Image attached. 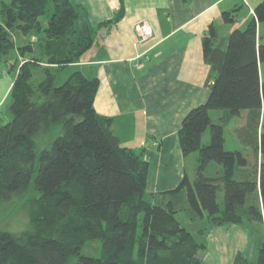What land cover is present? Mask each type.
<instances>
[{"label": "trees", "instance_id": "16d2710c", "mask_svg": "<svg viewBox=\"0 0 264 264\" xmlns=\"http://www.w3.org/2000/svg\"><path fill=\"white\" fill-rule=\"evenodd\" d=\"M223 21L232 23L233 15L223 14ZM262 22L264 0L245 28L226 39L210 26L202 41L209 95L178 131L183 157L198 153L195 178L185 174L175 188L148 194L147 161L121 146L111 118L95 111L99 80L73 67L100 24L69 0H0V61L13 49L18 56L8 92L12 119L0 126V202L27 191L32 179L39 193L29 230L0 232V264H200L211 227L244 223H259L263 240L256 261L238 252L233 264H264V43L256 26ZM13 31L26 37L23 43L15 42ZM63 71L67 76L57 81ZM235 118L241 120L240 143L256 155L253 166L242 153L223 149L224 130ZM53 124H61L62 133L37 150L35 138ZM207 129L209 143L202 145ZM213 162L222 173L206 177ZM236 165L240 179L234 178ZM93 240L100 245L90 251L99 255L82 254Z\"/></svg>", "mask_w": 264, "mask_h": 264}, {"label": "crops", "instance_id": "0c3cea01", "mask_svg": "<svg viewBox=\"0 0 264 264\" xmlns=\"http://www.w3.org/2000/svg\"><path fill=\"white\" fill-rule=\"evenodd\" d=\"M69 1L85 7L92 22L100 24L92 46L73 65L99 80L95 111L111 118L110 130L121 146L142 153L148 164V194L175 188L188 175L186 161L192 159L181 152L182 119L203 104L210 91L203 38L210 26L222 39L243 29L261 0L248 1L249 6L242 0ZM225 13L233 15L232 23L223 21ZM260 25L256 23L257 31ZM139 26L150 31L148 38L139 37ZM259 68L263 79L262 65ZM191 169L195 173V166ZM213 251L216 264H221V253Z\"/></svg>", "mask_w": 264, "mask_h": 264}, {"label": "rangeland", "instance_id": "374dc122", "mask_svg": "<svg viewBox=\"0 0 264 264\" xmlns=\"http://www.w3.org/2000/svg\"><path fill=\"white\" fill-rule=\"evenodd\" d=\"M247 4L248 1L246 0ZM44 21V20H43ZM260 29L258 31L259 39L264 43V22L260 23ZM245 27V26H244ZM243 27V28H244ZM13 38L17 44L24 42V37L18 34L16 31L12 32ZM23 39V40H22ZM21 41V42H20ZM18 56L15 50H11L9 54L3 57L0 61V126L6 124L12 119L10 113L11 99L8 95L9 87L13 81L16 68ZM263 81H264V64L262 65ZM67 72H59L57 74L60 80L67 76ZM220 112L211 114V120L213 123H217L219 119ZM244 117L241 118L243 120ZM241 120L235 118L224 130V144L223 149L225 151H238L242 153L245 159L248 160L250 166H253L257 162L254 150L251 147H246L240 143L237 137V128L239 127ZM62 133L61 124H53L51 129L47 132L39 134L35 138V143L37 150L47 149L50 147L51 143ZM209 143V130L207 129L202 135V145ZM192 159L186 161L187 173L189 177L193 180L195 178V173L191 167L196 164V156L198 153L191 155ZM38 167V160L35 162V169ZM222 173L221 167L216 163H211L204 175L206 177H216ZM242 177V170L236 165L234 178L240 179ZM39 193L35 190L33 179L31 180L27 191L13 196L7 201L0 202V232H8L13 234H19L30 229V219L29 211L32 200L36 199ZM217 204L222 210L224 206L223 191L219 190L217 192ZM210 234L205 237L206 251L201 253V263L200 264H216V254L213 251V247L216 252H220V257L222 258L221 264H233V258L236 253L240 252L242 255L246 256L251 261H256L257 250L263 240V228L259 223H254L253 225L244 223L241 226H226V227H211L209 230ZM216 241L217 245L211 246V243ZM93 245L97 247L100 245L99 240H93L87 242L82 250V254H90L94 256L99 255V250L90 251ZM68 264H75L74 260H70Z\"/></svg>", "mask_w": 264, "mask_h": 264}, {"label": "built area", "instance_id": "2783aa9c", "mask_svg": "<svg viewBox=\"0 0 264 264\" xmlns=\"http://www.w3.org/2000/svg\"><path fill=\"white\" fill-rule=\"evenodd\" d=\"M242 3L244 6H249L247 4V1L246 0H242ZM136 32L138 33L139 37L141 39H145V38H148L149 35H150V31L148 29H145L144 27H136Z\"/></svg>", "mask_w": 264, "mask_h": 264}]
</instances>
